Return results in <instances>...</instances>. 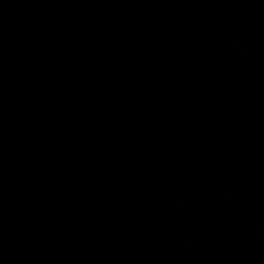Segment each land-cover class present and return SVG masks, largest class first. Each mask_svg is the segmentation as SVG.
<instances>
[{"label": "water", "instance_id": "water-1", "mask_svg": "<svg viewBox=\"0 0 264 264\" xmlns=\"http://www.w3.org/2000/svg\"><path fill=\"white\" fill-rule=\"evenodd\" d=\"M0 264H264V0H0Z\"/></svg>", "mask_w": 264, "mask_h": 264}]
</instances>
